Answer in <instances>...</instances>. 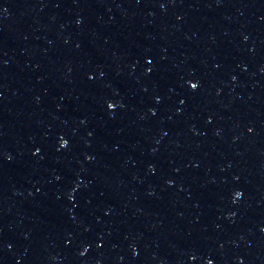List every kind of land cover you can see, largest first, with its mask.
<instances>
[{
  "label": "water",
  "instance_id": "1",
  "mask_svg": "<svg viewBox=\"0 0 264 264\" xmlns=\"http://www.w3.org/2000/svg\"><path fill=\"white\" fill-rule=\"evenodd\" d=\"M0 264H264V0H0Z\"/></svg>",
  "mask_w": 264,
  "mask_h": 264
}]
</instances>
